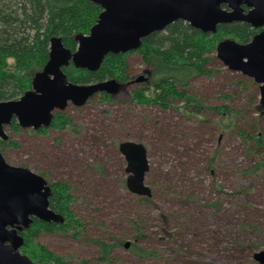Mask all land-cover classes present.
Returning a JSON list of instances; mask_svg holds the SVG:
<instances>
[{
	"label": "rangeland",
	"instance_id": "374dc122",
	"mask_svg": "<svg viewBox=\"0 0 264 264\" xmlns=\"http://www.w3.org/2000/svg\"><path fill=\"white\" fill-rule=\"evenodd\" d=\"M128 64L130 76L141 75L139 54L129 55ZM210 68L214 76L190 81V94L204 111L194 117L185 116L184 103L164 112L133 106L124 95L106 105L97 95L84 106L67 107L73 125L65 131L6 127L16 144L2 151L7 162L69 184L85 224L79 240L41 234L38 242L68 264H106L95 240L113 246L111 264H259L253 257L264 250V148L250 151L229 130L236 121L252 132L261 117L255 132L264 136V115L256 109L261 92L219 59ZM224 104L238 118L213 110ZM125 141L147 148L150 203L126 186L127 163L118 149ZM214 203L220 211L211 209ZM135 244L153 256L139 257L131 250Z\"/></svg>",
	"mask_w": 264,
	"mask_h": 264
},
{
	"label": "trees",
	"instance_id": "16d2710c",
	"mask_svg": "<svg viewBox=\"0 0 264 264\" xmlns=\"http://www.w3.org/2000/svg\"><path fill=\"white\" fill-rule=\"evenodd\" d=\"M101 13L102 8L88 0H0V101L17 100L31 91L35 77L49 61L51 40L59 38L64 47L74 53L78 47L77 38L90 33ZM260 31L261 29H255L248 23L238 22L220 25L215 34H205L180 20L164 31L155 32L143 39L137 51L107 55L94 72L77 69L72 63L64 67L63 72L69 82L79 85L115 80L119 84V90L115 94H99L101 102L106 105L118 103V98L123 95L133 106L164 112L173 111L177 104L184 103L187 112L185 116L194 117L203 111V105L190 94V81L197 77L214 76L215 71L210 65L213 60L218 59L217 49L222 42L230 40L247 44ZM135 53L140 55L144 65L141 75L145 77V81L142 83L136 82L141 75H129L128 56ZM252 83L258 85L254 80ZM256 109L260 115H264L261 93ZM213 110L225 116L224 119L239 116L230 105L216 106ZM260 118L252 125V132L236 121L229 130L238 134L250 151L264 148V136L259 131L255 132ZM72 125L70 116L64 111H57L50 127L37 133H46L49 129L61 132ZM226 126L225 123L222 128L226 129ZM9 128L15 132L23 130L16 119ZM15 146L7 134L5 138H0L1 153L4 149ZM214 159V156L210 159L211 166ZM261 165H264V157ZM97 171H102V167ZM35 173L45 178L44 174ZM149 174L150 171L147 175ZM49 185L52 189L50 208L60 214L64 221L46 223L34 219L30 228L21 233L25 243L20 251L38 264H68L38 242V237L41 234H60L72 235L79 240L85 224L74 210L75 197L70 185L65 182H49ZM152 185L155 186V183ZM216 188L221 192L220 186ZM153 197L152 193L151 197L139 198L150 203ZM211 209L218 212L221 204L214 203ZM94 242L99 247L101 260L111 264L109 254L113 246L104 241ZM131 250L142 258L153 256V253L136 244L132 245Z\"/></svg>",
	"mask_w": 264,
	"mask_h": 264
},
{
	"label": "water",
	"instance_id": "95a60500",
	"mask_svg": "<svg viewBox=\"0 0 264 264\" xmlns=\"http://www.w3.org/2000/svg\"><path fill=\"white\" fill-rule=\"evenodd\" d=\"M102 8L88 35L77 38L73 53L59 38H53L44 70L33 81V89L17 100L0 101V138L14 119L25 130L49 128L57 111L72 104L81 107L101 93L115 94L119 84L108 80L89 85L69 82L63 68L71 63L77 69L96 71L109 54L137 51L143 39L168 26L184 21L193 28L215 34L220 25L244 22L263 29L247 44L224 41L217 58L231 72L254 80L264 100V0H88ZM248 10H246V8ZM145 77H138V83ZM119 152L127 163V188L133 195L151 197L146 184L150 170L145 145L121 142ZM52 189L41 175L25 167L9 164L0 152V264H38L21 253L24 237L34 219L63 223V217L50 208ZM130 243L125 244L129 248ZM264 264V250L254 254Z\"/></svg>",
	"mask_w": 264,
	"mask_h": 264
},
{
	"label": "flooded vegetation",
	"instance_id": "af4514ba",
	"mask_svg": "<svg viewBox=\"0 0 264 264\" xmlns=\"http://www.w3.org/2000/svg\"><path fill=\"white\" fill-rule=\"evenodd\" d=\"M245 8H246V7H245ZM246 10H248V8H246ZM261 30H263V29H261ZM260 32H261V31H260ZM42 129H43V128H42ZM40 130H41V129H40ZM34 131H35V132H37V131H39V130H37V131H36V130H34ZM48 182H49V181H48Z\"/></svg>",
	"mask_w": 264,
	"mask_h": 264
}]
</instances>
